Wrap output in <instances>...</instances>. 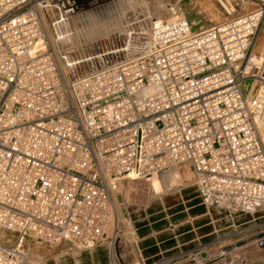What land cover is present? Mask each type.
Returning a JSON list of instances; mask_svg holds the SVG:
<instances>
[{"label": "built area", "instance_id": "obj_1", "mask_svg": "<svg viewBox=\"0 0 264 264\" xmlns=\"http://www.w3.org/2000/svg\"><path fill=\"white\" fill-rule=\"evenodd\" d=\"M120 1L0 0V226L20 235L0 264L26 262L23 237L116 264L112 183L182 165L230 230L143 256L129 222L132 264H264V0H210L219 19L198 30L131 8L118 51L67 62L48 29ZM62 61L103 64L69 78Z\"/></svg>", "mask_w": 264, "mask_h": 264}, {"label": "rangeland", "instance_id": "obj_2", "mask_svg": "<svg viewBox=\"0 0 264 264\" xmlns=\"http://www.w3.org/2000/svg\"><path fill=\"white\" fill-rule=\"evenodd\" d=\"M134 1L122 12L121 5L117 3L83 15H76L61 27L55 30L48 29L50 39L55 41L59 50L67 53L66 61L69 62L95 55L98 49L105 46L104 43L108 41L103 40L107 34L105 27L109 26L112 27L111 30L114 29L118 25L119 13L127 18L133 8L136 12L141 13L142 10L151 16L163 19L182 15L191 23L193 30L207 27L217 21L203 6L207 2L212 4L210 0H158L161 6L157 10L155 6L157 0H144L142 5L138 4L140 0ZM81 16L85 17L81 19ZM119 22L122 25L124 23L122 19H119ZM112 41L116 46L125 41V37L123 33H115L110 46ZM130 55L128 52L119 56ZM61 64L66 75L72 78L73 75L84 74L88 69L100 67L103 63L87 61L83 64L67 66L62 61ZM244 83L242 91L246 93L251 80L248 79ZM154 180L160 182L162 189L152 196L151 189ZM111 190L118 204L120 218L114 249L116 264H132L136 261L137 254L130 242V224L137 227L138 231H143V235H148L146 239L159 242L161 249L175 243H183L181 248H187L195 243L191 241L195 237H198L200 242H206L230 230L227 226L232 221L224 211L213 207L206 208L199 203L195 189L191 185V172L187 166L182 165L161 171L149 182L143 179L123 177L112 183ZM138 236L140 237L139 233ZM19 239L18 233L0 226V243L16 246ZM20 248L25 252L26 262L24 264H90L89 253L93 251V249L79 251L67 244L51 246L37 243L26 237L20 240ZM96 249L93 264L101 262L104 256L108 264L107 247L99 246ZM156 251L157 246L152 254ZM141 253L146 256L142 251Z\"/></svg>", "mask_w": 264, "mask_h": 264}, {"label": "bare ground", "instance_id": "obj_3", "mask_svg": "<svg viewBox=\"0 0 264 264\" xmlns=\"http://www.w3.org/2000/svg\"><path fill=\"white\" fill-rule=\"evenodd\" d=\"M144 2V1H143ZM206 2V1H205ZM119 5H121L120 6V8H122L121 9V12L122 11H124V9H125V7L126 6H128V5H130V1L129 0H121L120 2H119ZM155 6H156V10L161 6V3L157 0V2H156V4H155ZM208 11H209V13L211 14L210 16H212L214 19H216V20H218L219 19V16H218V14L216 13V11H215V9H214V6L212 5V4H209L208 2L207 3H205L204 5H203ZM112 11V10H111ZM85 16H81V19H83ZM118 19H117V22H118V25L114 28V29H112L111 30V28L112 27H109V26H106L105 27V33H107L106 35H105V38L103 39V40H108L106 43H108L109 42V44H110V41H111V39L113 38V36H114V34L115 33H123V36L125 37V36H127L128 34H129V32H128V30H127V28H125V26L124 25H122V24H120V22H119V19H122V20H124L125 19V21H127V19H126V17L124 16V14H122V13H119V15H118V17H117ZM172 18V17H171ZM112 19V18H111ZM169 19V18H168ZM116 21V20H115ZM109 30H111L110 32H109ZM109 32V33H108ZM115 41V40H114ZM101 42H104V41H102L101 40ZM125 43V41H123L121 44H117L116 46H119V45H123ZM114 44H112L111 46H109L108 48H111L112 50L111 51H118L119 49H115L114 50V48L116 47ZM102 55V54H101ZM97 56V55H96ZM92 57H95V56H91L90 58H92ZM87 59V58H86ZM93 65H95V64H93ZM89 67L91 66V65H88ZM155 176H152V177H150L149 179H148V181L147 182H149V180L150 179H153ZM161 189H162V185L160 184V182H155V180H154V183L152 184V189H151V194H152V196H154V195H156V194H158L160 191H161ZM253 252V251H252ZM257 254V253H256Z\"/></svg>", "mask_w": 264, "mask_h": 264}, {"label": "trees", "instance_id": "obj_4", "mask_svg": "<svg viewBox=\"0 0 264 264\" xmlns=\"http://www.w3.org/2000/svg\"><path fill=\"white\" fill-rule=\"evenodd\" d=\"M143 231H138V233L141 235ZM139 247L141 251L147 256L148 254L152 253L153 250H156V245L153 240L150 239H144L139 241ZM103 261V258L101 259Z\"/></svg>", "mask_w": 264, "mask_h": 264}, {"label": "crops", "instance_id": "obj_5", "mask_svg": "<svg viewBox=\"0 0 264 264\" xmlns=\"http://www.w3.org/2000/svg\"><path fill=\"white\" fill-rule=\"evenodd\" d=\"M147 236L148 235H143V234H141L140 235V240H144V239H146L147 238ZM93 252V253H92ZM96 252H97V249L95 248V249H93V251H91L90 253H89V258H90V261H91V263L90 264H93V258H94V255L96 254ZM152 253H150V254H148V255H151ZM103 258V261H101V262H99V263H97V264H107V259H106V257L104 256V257H102Z\"/></svg>", "mask_w": 264, "mask_h": 264}]
</instances>
